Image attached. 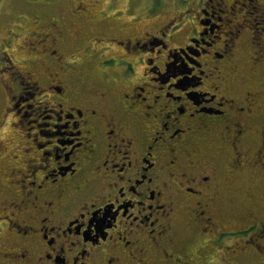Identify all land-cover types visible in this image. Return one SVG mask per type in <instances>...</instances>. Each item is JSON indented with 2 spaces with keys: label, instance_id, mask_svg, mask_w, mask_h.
I'll use <instances>...</instances> for the list:
<instances>
[{
  "label": "flooded vegetation",
  "instance_id": "flooded-vegetation-1",
  "mask_svg": "<svg viewBox=\"0 0 264 264\" xmlns=\"http://www.w3.org/2000/svg\"><path fill=\"white\" fill-rule=\"evenodd\" d=\"M181 10L141 29L69 1L21 58L4 31L0 264L264 258V211L237 210L264 185V0Z\"/></svg>",
  "mask_w": 264,
  "mask_h": 264
},
{
  "label": "rangeland",
  "instance_id": "rangeland-1",
  "mask_svg": "<svg viewBox=\"0 0 264 264\" xmlns=\"http://www.w3.org/2000/svg\"><path fill=\"white\" fill-rule=\"evenodd\" d=\"M69 1L73 0H0V40L1 38L7 39V36L4 34V31H9L11 29V25H15V23H19L23 28L20 31V37L16 39L14 44L11 45L10 51L14 53V56L17 58L22 57V50H19V47H23L22 41L25 36V29L27 25L30 23V19L32 18V14L34 12H41V10H45L48 17L54 18L58 20L59 10L60 8H64L68 5ZM86 4H90L92 6V10L95 11L99 16H102V13L108 7H112L113 9H117V11H121L123 14H117V16L122 17L123 19H128L127 10L130 8L134 9V12L140 17L139 28L143 29L145 27H154V24L160 23L165 18H173L178 13L182 12L183 7L190 6L195 4L197 0H189L188 4H182V0H82ZM113 3V4H112ZM109 4L111 6H109ZM44 6L46 9H44ZM157 10V12H155ZM103 11V12H102ZM115 10H111L110 12L107 10V14L113 13ZM109 12V13H108ZM155 12V13H154ZM42 13V12H41ZM148 13V14H146ZM153 13V14H152ZM138 17V18H139ZM60 18V17H59ZM29 21V23H28ZM249 26V25H248ZM8 35V34H7ZM24 49V48H23ZM2 96L0 91V115L2 104ZM13 133L10 128L1 127L0 128V151H2V147L6 144V140L12 136ZM258 191L257 197H255L254 201L239 200L237 202V210L243 211L246 213L256 214L257 212L264 211V185ZM237 213V215H238ZM237 215L235 217L238 219ZM237 224V222H236ZM238 225V224H237ZM248 245H238V254L235 259L225 257L227 261L222 260V258L217 257L216 264H264V258L258 256L255 253V246L252 248ZM264 248V245H262ZM248 249H253L251 252ZM242 252V253H241ZM224 257V256H221Z\"/></svg>",
  "mask_w": 264,
  "mask_h": 264
}]
</instances>
